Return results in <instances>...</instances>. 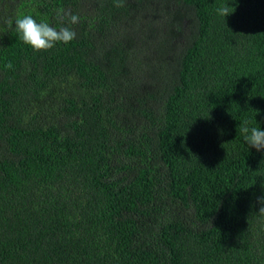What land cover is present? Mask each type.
Returning a JSON list of instances; mask_svg holds the SVG:
<instances>
[{
    "label": "trees",
    "instance_id": "1",
    "mask_svg": "<svg viewBox=\"0 0 264 264\" xmlns=\"http://www.w3.org/2000/svg\"><path fill=\"white\" fill-rule=\"evenodd\" d=\"M23 15L76 38L36 52ZM245 120L264 0H0V264H264Z\"/></svg>",
    "mask_w": 264,
    "mask_h": 264
},
{
    "label": "clouds",
    "instance_id": "2",
    "mask_svg": "<svg viewBox=\"0 0 264 264\" xmlns=\"http://www.w3.org/2000/svg\"><path fill=\"white\" fill-rule=\"evenodd\" d=\"M116 7H123V3H117ZM214 11L218 17L225 20L226 17L235 12V8L229 7L228 4H220L215 7ZM59 15H61L62 19L67 17L68 23L70 24L75 25L80 22V17L71 14L70 11L62 12ZM9 23L11 24L12 22L10 21ZM14 26L23 43L36 52L52 49L58 43L67 45L77 35L70 27L65 26L57 29L46 21L37 22L32 15L17 17ZM5 67L12 69L13 65L9 62ZM239 132L247 145L254 147L257 151L264 150V130H261L259 127H249V122L245 120L239 125ZM261 203H264V200ZM259 214L264 215V207L259 209Z\"/></svg>",
    "mask_w": 264,
    "mask_h": 264
}]
</instances>
